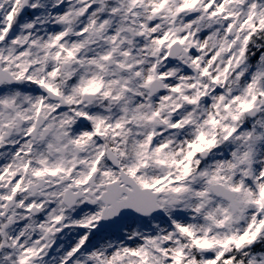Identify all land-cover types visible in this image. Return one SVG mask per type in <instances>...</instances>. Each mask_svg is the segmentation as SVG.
<instances>
[{
	"label": "snow or ice",
	"instance_id": "obj_1",
	"mask_svg": "<svg viewBox=\"0 0 264 264\" xmlns=\"http://www.w3.org/2000/svg\"><path fill=\"white\" fill-rule=\"evenodd\" d=\"M0 264H264V0H0Z\"/></svg>",
	"mask_w": 264,
	"mask_h": 264
}]
</instances>
